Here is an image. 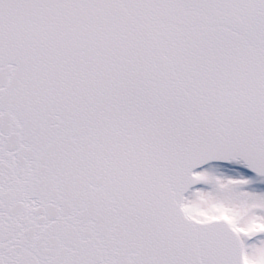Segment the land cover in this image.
Listing matches in <instances>:
<instances>
[{"label": "snow or ice", "instance_id": "snow-or-ice-1", "mask_svg": "<svg viewBox=\"0 0 264 264\" xmlns=\"http://www.w3.org/2000/svg\"><path fill=\"white\" fill-rule=\"evenodd\" d=\"M0 264H264V0H0Z\"/></svg>", "mask_w": 264, "mask_h": 264}]
</instances>
